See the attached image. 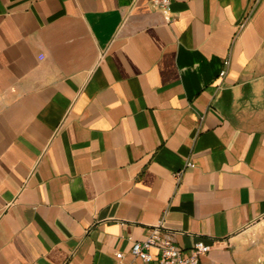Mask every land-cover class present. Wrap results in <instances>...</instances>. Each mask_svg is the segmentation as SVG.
Here are the masks:
<instances>
[{"label":"crops","instance_id":"0c3cea01","mask_svg":"<svg viewBox=\"0 0 264 264\" xmlns=\"http://www.w3.org/2000/svg\"><path fill=\"white\" fill-rule=\"evenodd\" d=\"M162 217L264 264V0H0V264H152Z\"/></svg>","mask_w":264,"mask_h":264},{"label":"built area","instance_id":"2783aa9c","mask_svg":"<svg viewBox=\"0 0 264 264\" xmlns=\"http://www.w3.org/2000/svg\"><path fill=\"white\" fill-rule=\"evenodd\" d=\"M153 3L167 7L170 0H153ZM224 72L225 70L222 74ZM188 164L194 165L192 161H189ZM180 175L181 173L176 174L177 177ZM165 228V218L162 217L158 223L152 226L147 238L133 243L131 250L134 256L152 264H201V256L213 249L212 244L199 239L190 249L185 250L177 244L173 233ZM153 249L157 250V254L153 252ZM122 256L123 252L117 254L118 258Z\"/></svg>","mask_w":264,"mask_h":264}]
</instances>
